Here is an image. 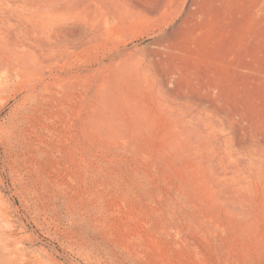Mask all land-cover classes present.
I'll use <instances>...</instances> for the list:
<instances>
[{
  "label": "rangeland",
  "instance_id": "1",
  "mask_svg": "<svg viewBox=\"0 0 264 264\" xmlns=\"http://www.w3.org/2000/svg\"><path fill=\"white\" fill-rule=\"evenodd\" d=\"M25 1L0 264H264V0Z\"/></svg>",
  "mask_w": 264,
  "mask_h": 264
},
{
  "label": "bare ground",
  "instance_id": "2",
  "mask_svg": "<svg viewBox=\"0 0 264 264\" xmlns=\"http://www.w3.org/2000/svg\"><path fill=\"white\" fill-rule=\"evenodd\" d=\"M40 6L25 0H0V70L4 74H22L26 64L35 62L41 55L40 48L35 46L34 42L31 44L30 40L34 38L31 37L30 43L27 39L38 26L48 24L54 16L49 13L51 11L47 12ZM55 18L58 21L56 16ZM52 27L54 28V25ZM53 46L56 47V44ZM24 70L26 71V68Z\"/></svg>",
  "mask_w": 264,
  "mask_h": 264
}]
</instances>
